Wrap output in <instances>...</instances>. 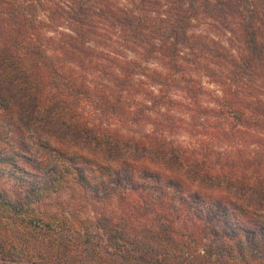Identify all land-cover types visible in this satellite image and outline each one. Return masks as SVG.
Wrapping results in <instances>:
<instances>
[{
    "label": "trees",
    "instance_id": "16d2710c",
    "mask_svg": "<svg viewBox=\"0 0 264 264\" xmlns=\"http://www.w3.org/2000/svg\"><path fill=\"white\" fill-rule=\"evenodd\" d=\"M4 125L2 264H264V0H0Z\"/></svg>",
    "mask_w": 264,
    "mask_h": 264
},
{
    "label": "rangeland",
    "instance_id": "374dc122",
    "mask_svg": "<svg viewBox=\"0 0 264 264\" xmlns=\"http://www.w3.org/2000/svg\"><path fill=\"white\" fill-rule=\"evenodd\" d=\"M1 130V133H5L7 129V126H2L0 128ZM177 138L181 141H187L188 140V137L185 136V135H178ZM26 168H29L30 170H32L33 168L30 166V165H25ZM12 172V171H11ZM11 172H6L7 174L5 175L4 178H0V185L5 188L6 190L7 189H11L12 187L15 186V184L17 185L19 183V179L17 178V176L15 177L14 175H16L17 173H21V170H14L12 173L14 175H10ZM24 176L26 178H29L31 177V175H25ZM0 264H2V261L0 260ZM4 264H7V263H4Z\"/></svg>",
    "mask_w": 264,
    "mask_h": 264
}]
</instances>
